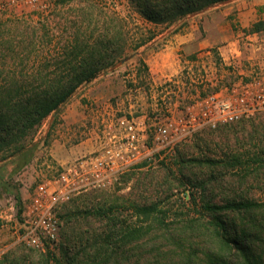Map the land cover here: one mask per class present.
Returning a JSON list of instances; mask_svg holds the SVG:
<instances>
[{
	"label": "rangeland",
	"instance_id": "1",
	"mask_svg": "<svg viewBox=\"0 0 264 264\" xmlns=\"http://www.w3.org/2000/svg\"><path fill=\"white\" fill-rule=\"evenodd\" d=\"M90 1L97 2L94 14H104V17H101L104 25L113 27V24L109 23L113 21L112 13L115 12L119 16L121 27L113 28L107 33L109 43L97 42L91 49H79L83 52L79 58L98 62L89 66L96 67L101 74L79 87L70 99H78L86 104L93 120L98 112L109 109L108 104L116 106L124 95L133 96L138 87H148L147 65L143 59L154 53H168V39L186 24V17L170 25V20L165 16L160 17L157 23L145 19L129 0H52L49 10H7L0 13V24L12 21L11 25L27 26L30 31L38 27L43 35L42 27L44 30L57 27L60 29L58 24L55 25L57 21L61 23L68 15L74 16L86 11L92 4ZM151 2L160 5L154 9L156 12L168 7L167 0ZM115 20L117 21V18ZM142 20L151 24L143 23ZM194 22L195 36L205 39L207 43L197 54L209 52L213 73L205 71L209 66L207 64L204 70H201L204 76L202 82L197 80L191 83L189 91L206 94L213 90L209 86L210 81L227 83L232 81L237 73L235 67H219L221 62L217 52L210 45L218 37L213 18L201 17ZM95 41L99 39L91 40ZM142 42L143 45L137 47ZM90 52L93 57L89 55ZM175 53L183 56L186 54L181 49ZM58 59L62 60L63 57L59 56ZM122 60L125 61L121 63ZM180 72L182 78L193 74V66ZM64 106L56 115L46 118L38 128L35 139L39 140V144L25 168L13 173V161L0 164V264H54L61 256L64 238L82 236L83 241L95 237L103 238L111 231L112 226L106 218L95 213L96 210L93 209L97 207L114 208L115 215L112 220L116 221L115 228L126 220L141 231L161 229L170 233L173 230H181L185 220L200 212L201 198L219 204L233 199L264 203V116L259 115L247 121L215 130H204L188 139L171 142L167 148L155 151L137 165L139 168L135 166L121 174L109 189L87 191L72 196L58 209L61 224L58 240L46 246L43 251L28 247L19 241L17 236L22 230V214L29 204L34 186L60 170L63 166L59 162L60 152L78 148L76 145L83 140L77 134L70 137L64 131L65 121L61 118ZM168 111H172L169 106ZM91 117L87 119L86 127L91 124ZM79 148L82 152L83 144ZM151 204H155L161 213H154L146 218L132 212L133 205ZM252 217L253 222L248 218L241 224L248 226L251 232L250 248L253 253L260 255V264H264V210L252 213ZM151 238L153 239V236ZM192 238V243L195 244L200 240L197 233H193ZM142 241H146L145 236ZM142 241H133L130 244L134 247L129 254L131 259L139 258L146 264H179L180 259L170 240L160 238L154 247L147 243L148 245L138 249V244H144ZM157 249L166 253L159 255L156 253ZM120 260L123 261L124 257Z\"/></svg>",
	"mask_w": 264,
	"mask_h": 264
},
{
	"label": "trees",
	"instance_id": "2",
	"mask_svg": "<svg viewBox=\"0 0 264 264\" xmlns=\"http://www.w3.org/2000/svg\"><path fill=\"white\" fill-rule=\"evenodd\" d=\"M129 1L145 19L157 23L165 16L171 25L227 0H167L168 7L158 12L154 9L160 5L151 0ZM90 3L86 11L68 15L61 23L57 21L55 25L60 29L42 27L43 35L38 27L30 31L27 26L11 25L12 21L0 24V164L13 161V173L30 163L39 144L35 134L42 122L56 115L79 87L101 74L96 67L89 66L98 62L79 58L83 53L79 49H91L97 42L109 43L107 33L121 27L115 12L109 23L113 27L104 25L101 19L104 14H94L97 2ZM260 25L252 30H259ZM94 38L99 41L91 42ZM141 45L143 42L137 47ZM89 55L93 57L92 52ZM59 56L63 59L59 60ZM199 205L200 212L195 217L185 220L181 230L170 233L161 229L141 231L126 220L115 228L114 208L97 207L93 210L110 222L111 231L103 238L85 239V242L82 236L64 238L61 256L54 264H146L139 258L129 257L134 250L130 244L142 241L144 236L147 242L138 244V249L147 243L154 247L160 238L168 239L175 247L179 264H260V255L250 248L251 232L241 222L248 218L253 222L252 213L264 210V203L233 199L219 204L201 198ZM131 209L135 215L146 218L161 213L155 204L133 205ZM193 233L200 238L196 244L192 243ZM156 253L166 252L157 249ZM122 257L124 260L119 261Z\"/></svg>",
	"mask_w": 264,
	"mask_h": 264
},
{
	"label": "built area",
	"instance_id": "3",
	"mask_svg": "<svg viewBox=\"0 0 264 264\" xmlns=\"http://www.w3.org/2000/svg\"><path fill=\"white\" fill-rule=\"evenodd\" d=\"M52 0H0V13L7 10L45 11ZM204 76L187 74L181 78L184 90L174 93L178 112L163 108L150 122L106 110L96 114L95 149L61 166L53 176L36 184L22 214V230L17 239L43 251L58 240L59 207L72 196L87 191H103L117 178L171 142L188 139L204 130L264 116V67L246 74L237 73L227 83L210 81L212 91H189L191 83ZM185 80H190L187 84ZM169 113V115H168Z\"/></svg>",
	"mask_w": 264,
	"mask_h": 264
},
{
	"label": "crops",
	"instance_id": "4",
	"mask_svg": "<svg viewBox=\"0 0 264 264\" xmlns=\"http://www.w3.org/2000/svg\"><path fill=\"white\" fill-rule=\"evenodd\" d=\"M201 17L213 18L217 26L218 37L210 45L217 52L221 62L219 67L227 69L229 66L235 67L236 73L243 74L254 68L264 67V0H230L199 14L187 16L184 19L186 24L168 39V53H154L143 59L147 65L148 87H138L133 96L124 95L116 106L108 104L110 111L117 115L133 116L146 122H150L152 115L159 113L163 108L168 109V106L171 107L174 115L177 114L174 93L185 89L180 71L185 68L191 69L193 66V76H195L208 64V69L205 71L213 73L209 52H204L203 55L197 54L207 45L205 39H198L193 32L195 19ZM142 22L151 24L146 20ZM257 24H261L259 30H252ZM179 49L186 54L184 56L176 54ZM186 83L189 84L188 81ZM63 110L61 118L65 121L64 131L70 137H75L77 134L83 140L76 145L78 148H69L67 152H60V165L76 158L78 154L91 153L96 145L94 125L97 116L94 115L92 122L87 105L73 98L66 103ZM90 117L91 124L86 127L85 123ZM82 144L81 152L79 146Z\"/></svg>",
	"mask_w": 264,
	"mask_h": 264
},
{
	"label": "water",
	"instance_id": "5",
	"mask_svg": "<svg viewBox=\"0 0 264 264\" xmlns=\"http://www.w3.org/2000/svg\"><path fill=\"white\" fill-rule=\"evenodd\" d=\"M125 60H122L121 63H123Z\"/></svg>",
	"mask_w": 264,
	"mask_h": 264
}]
</instances>
